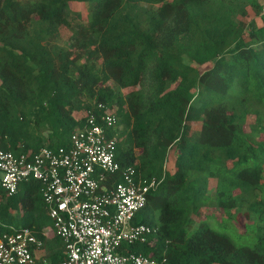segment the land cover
I'll return each mask as SVG.
<instances>
[{"label":"trees","instance_id":"obj_1","mask_svg":"<svg viewBox=\"0 0 264 264\" xmlns=\"http://www.w3.org/2000/svg\"><path fill=\"white\" fill-rule=\"evenodd\" d=\"M74 3L88 5L86 22ZM99 103L117 115L122 169L160 182L134 219L158 233L131 252L264 264V0H0V149L69 148ZM212 208L256 218L253 246L208 225L191 231ZM52 225L39 182L10 197L0 187V230L29 229L60 264L63 241L42 235Z\"/></svg>","mask_w":264,"mask_h":264},{"label":"built area","instance_id":"obj_2","mask_svg":"<svg viewBox=\"0 0 264 264\" xmlns=\"http://www.w3.org/2000/svg\"><path fill=\"white\" fill-rule=\"evenodd\" d=\"M81 118L83 126L71 135L69 148H44L34 155L0 149L2 191L10 197L23 183L41 184L53 224L42 235L63 241L66 256L60 264H168L166 257L130 251L158 233L134 219L160 182L137 179L135 168L122 169L117 162L118 138L109 133L118 124L113 110L99 103ZM43 249L44 241L27 228L0 230V264H48L40 263Z\"/></svg>","mask_w":264,"mask_h":264},{"label":"rangeland","instance_id":"obj_3","mask_svg":"<svg viewBox=\"0 0 264 264\" xmlns=\"http://www.w3.org/2000/svg\"><path fill=\"white\" fill-rule=\"evenodd\" d=\"M71 9L74 12H78L83 17V22L87 21V12H88V5L87 4H71ZM249 15L250 17L254 16V12L249 9ZM258 23H260L259 19L256 20ZM79 20L76 17H73V23H78ZM70 29H64L62 30V41H65L71 34ZM203 93V92H202ZM83 113L80 114L82 117ZM254 119L251 118L249 120V123H253ZM198 124L193 123L191 125L192 131L198 130ZM177 156V149L176 147H173L170 149L168 154V163H167V169L171 171L173 167V161L175 160V157ZM216 186V182L211 183V193L214 192V188ZM264 194V193H263ZM247 211L245 209L237 211H232L231 215H228L227 213L218 210V209H210L207 210L204 217L200 220H198L194 227H192V230H196L201 225H208L212 230L226 234L230 239H232L236 244L243 245V246H253L256 240L257 232L262 226V224L255 218H250L246 215ZM25 220V219H24ZM42 257L44 255L42 254Z\"/></svg>","mask_w":264,"mask_h":264},{"label":"crops","instance_id":"obj_4","mask_svg":"<svg viewBox=\"0 0 264 264\" xmlns=\"http://www.w3.org/2000/svg\"><path fill=\"white\" fill-rule=\"evenodd\" d=\"M52 236V235H51ZM50 238V237H49ZM43 251H41L40 253H38V257L40 258V261H45L48 263L47 259H45V257H42ZM49 264V263H48Z\"/></svg>","mask_w":264,"mask_h":264}]
</instances>
